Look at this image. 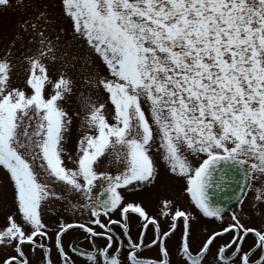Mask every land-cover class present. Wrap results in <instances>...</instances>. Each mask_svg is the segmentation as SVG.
<instances>
[{"label":"snow or ice","instance_id":"6c2138e0","mask_svg":"<svg viewBox=\"0 0 264 264\" xmlns=\"http://www.w3.org/2000/svg\"><path fill=\"white\" fill-rule=\"evenodd\" d=\"M15 6L36 48L24 87L15 38L0 53V264H264V0H61L70 40L46 0ZM45 61L76 70L80 112L63 106L76 80ZM154 153L191 210L164 198L153 215L125 195L160 178ZM56 202L80 219L49 224ZM197 212L218 224L194 232ZM74 228L87 248L65 246Z\"/></svg>","mask_w":264,"mask_h":264},{"label":"rangeland","instance_id":"374dc122","mask_svg":"<svg viewBox=\"0 0 264 264\" xmlns=\"http://www.w3.org/2000/svg\"><path fill=\"white\" fill-rule=\"evenodd\" d=\"M49 4V15L50 20L52 21L51 27L60 28L63 27L66 30H69L68 39H71L70 33V24L71 21L62 13L61 11V0H46ZM30 13L20 10L15 6V0H13V7L0 10V53H3L5 45L12 43V38H15L16 44L15 48H13V72H12V83L16 86L24 87L25 81L28 75V65L24 59V55L30 54L29 49L35 51L36 45L30 44L28 41L30 39L29 34L25 33L21 28V25L25 19L29 17ZM69 55L73 51H75V44H73V48L69 49ZM49 67V77L53 81L58 79L59 74L63 71H66L69 76L73 77L76 80V87L74 88L73 94L69 95L65 101L63 106L70 113H77L81 111V99H80V91H81V82L78 78L77 72L75 69L63 68L61 62L57 61L54 65L45 61ZM46 89L48 93H52L54 91L51 84L46 85ZM85 93H87V89H83ZM93 97L97 95V93H92ZM103 99V97H101ZM81 115L83 113L81 112ZM81 121L79 116L74 115V121L71 125L69 132L66 136L65 145L69 151H73L76 143L81 134ZM154 158H156L157 166L160 172V178L157 179L153 185H147L143 188L136 189L132 193H125L129 200H136L137 202H142L146 209L153 215H155L158 211V205H160L162 199L167 198L171 199L175 202V204L182 209L188 208L189 206V198L182 195L181 188L184 183L182 180H178L171 175H166L165 169L166 165L162 159H160L155 153ZM105 165L108 167L114 168V165H108L107 161H105ZM71 166V165H69ZM4 177L2 172H0V181H3ZM99 190V187L96 191ZM247 206V205H246ZM194 232H197L196 227L203 225L204 233L207 229H210L218 224V222H214L210 218L203 217L201 214L194 213ZM227 218V213L225 214ZM252 223L255 225H260L262 222V218L257 217L256 211H250V217ZM60 219H65L67 222H72L73 220L80 219L79 214L76 216L69 210H66L63 207V202H56L50 205V211L45 213V220L54 225ZM198 221V222H196ZM3 215L0 214V224H3ZM76 233H81L80 229H71L63 236V242L65 246L66 243L71 241L72 236ZM203 233V234H204ZM178 235V233H177ZM175 239V237L173 238ZM249 243H251V237H249ZM4 253L0 251V257H2Z\"/></svg>","mask_w":264,"mask_h":264},{"label":"flooded vegetation","instance_id":"af4514ba","mask_svg":"<svg viewBox=\"0 0 264 264\" xmlns=\"http://www.w3.org/2000/svg\"><path fill=\"white\" fill-rule=\"evenodd\" d=\"M246 207H250V206H246ZM253 211L255 210L256 211V214L258 213V211H259V208L257 207V208H254V209H252ZM257 217H259V215L257 214ZM261 218V217H260ZM161 220H163V218H161ZM194 222L195 221H193V223H192V227H193V230H195L194 229ZM196 230L198 231V232H200L201 234H203L204 233V229H203V227L201 226V224H200V226H198V227H196ZM81 231V233H76L74 236H72V238H71V241L69 242V243H66L67 245H69V244H73L74 243V241H76L77 242V244L81 247V248H87L88 247V241L87 240H85L83 237H84V233L82 232V230H80ZM132 235L133 236H135L136 235V229L135 228H133V230H132ZM178 235H179V233H178ZM66 245V246H67Z\"/></svg>","mask_w":264,"mask_h":264},{"label":"water","instance_id":"95a60500","mask_svg":"<svg viewBox=\"0 0 264 264\" xmlns=\"http://www.w3.org/2000/svg\"><path fill=\"white\" fill-rule=\"evenodd\" d=\"M231 194H232L231 191L226 189L223 192H219V193L214 194L212 198L215 199V200H218L221 203L226 204L227 201L224 200V197L225 196H230Z\"/></svg>","mask_w":264,"mask_h":264}]
</instances>
